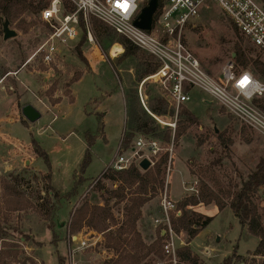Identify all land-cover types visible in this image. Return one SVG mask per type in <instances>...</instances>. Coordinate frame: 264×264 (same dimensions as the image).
Segmentation results:
<instances>
[{
	"label": "rangeland",
	"instance_id": "374dc122",
	"mask_svg": "<svg viewBox=\"0 0 264 264\" xmlns=\"http://www.w3.org/2000/svg\"><path fill=\"white\" fill-rule=\"evenodd\" d=\"M207 3L210 8L203 9L200 16L193 19L197 27L187 30V42L204 68L218 76L227 62L234 60L238 37L230 18L216 2L207 0ZM10 28L17 36L5 40L0 23V164L7 163V159L10 167L4 166L0 173V264H103L115 257L114 250L106 246V232L84 227L72 234L70 223L85 200L104 205L95 186L119 152L126 130V93L136 85L139 93L141 82H135L138 59L123 57V46L119 56L112 55L116 43L105 55L94 35L99 49L84 42L81 46L84 60L78 56V40L63 49L55 64L47 65L38 56L32 58L51 29L40 19V13H23L10 22ZM241 38L250 56L264 61V50ZM118 46L117 51L121 49ZM138 52L149 55L140 49ZM235 66L243 69L236 62ZM246 69L261 76L253 66ZM77 77L80 79L75 81ZM158 90L153 81L143 85L146 103ZM190 96L185 105L199 122L176 143L159 140L162 149L152 157L151 167L169 152L165 186L158 197L145 205L139 221V231L147 244L157 237L152 225L159 224L156 218L159 208L162 210L161 198L166 191L179 203L198 193L191 188L198 190L199 179L214 178L223 186L238 190L264 157L263 135L241 124L207 92L195 88ZM56 103L58 105L53 107ZM27 104L42 111L36 122L28 121L22 114ZM185 105L179 108L180 112L187 109ZM98 113L104 115L103 123ZM166 120L176 124V118ZM169 127L174 130L176 125ZM33 138L48 153L51 168L37 154L36 145L31 142ZM89 140L92 142L91 162L82 172ZM123 152L130 154L129 149ZM80 177L82 185L78 194L58 204L51 190L70 191ZM103 183L110 189L118 186L104 178ZM9 184L22 195L12 192ZM253 200L264 222V187ZM56 205L59 208L56 209ZM123 206L121 203L113 208L120 221ZM188 210L213 217L193 239L185 231L176 232L180 247L189 245L203 264H222L235 251L243 259H236L233 264L262 261L261 257L253 255L258 237L243 228L229 205L219 210L214 203H201ZM72 235L85 239L87 245L82 247L79 242L75 243ZM155 263L172 264L165 255L156 258ZM178 264L188 263L180 261Z\"/></svg>",
	"mask_w": 264,
	"mask_h": 264
},
{
	"label": "trees",
	"instance_id": "16d2710c",
	"mask_svg": "<svg viewBox=\"0 0 264 264\" xmlns=\"http://www.w3.org/2000/svg\"><path fill=\"white\" fill-rule=\"evenodd\" d=\"M47 3L48 1L45 0H0V23L3 25L4 20L13 22L23 13L39 14ZM91 22L94 35L105 55L108 54L109 48L113 44L119 43L124 47L123 57L134 56L138 59L135 70V82L137 84L158 70L159 62L153 56L139 54V48L127 37L117 33L110 25L97 18H92ZM231 24L238 37V41L235 43L234 61L243 69L253 66L258 74L264 76V61L259 57L250 56L243 45V39L239 35L237 27L232 22ZM86 41L87 32L84 29L83 35L76 46L78 56L82 60H84V56L81 46ZM122 50L121 47L119 52H122ZM79 79L80 77H77L75 81ZM126 111V130L121 141V145L125 149L129 148L133 140L140 134L161 140L164 143H176L191 126L199 122L198 117L188 109H184L181 112L179 111L174 130L168 125H163L156 117L167 116L173 119L175 107L160 93L149 96L147 107H145L139 97L137 85L129 88L126 93ZM218 135L221 136V134ZM88 143L89 148L82 163V172L91 162L89 149L92 142L89 140ZM34 144L36 145L37 154L44 158L47 166L51 168L48 153L36 141H34ZM168 162L169 152H166L148 170H142L137 164H132L122 170L111 168L105 170L101 176L102 179L95 186L104 201V205L92 204L85 200L81 207L76 209L70 223L72 234L79 232L84 227L106 232V246L114 250L116 257L105 260L103 264H156V258L164 257L163 241L166 234L162 233V224L158 225L156 239L151 244H147L139 231V221L143 217L145 205L158 197L165 186L164 177ZM192 173L195 174L193 171ZM103 178L118 183L117 188H108L103 183ZM210 181L213 183L211 184ZM210 181L199 179L198 193L187 196L178 203L181 214L171 213L172 227L176 232L185 231L193 239L211 223L213 217L202 216L188 210L189 207L201 203L205 205L214 203L219 210H223L229 205L243 228H247L251 235L258 237L259 242L253 255L261 257L262 261L259 264H264V222L258 204L253 200V196L264 187V157L248 178L243 180L238 190L233 191V189L223 186L217 178ZM81 185L82 178L80 177L70 191L61 192L52 189L51 192L60 204L62 199L71 200L75 197ZM8 187L18 196L22 195V192L18 191L14 185L9 184ZM112 200H115L114 205L124 203L123 220L121 221L116 218L113 212ZM57 208H59L58 205H56ZM161 217H163V211L159 208L157 218ZM113 226H116L115 230L112 229ZM178 256L180 261L188 264H203L189 245L180 247ZM236 259H243L237 251L225 258L222 264H233Z\"/></svg>",
	"mask_w": 264,
	"mask_h": 264
},
{
	"label": "built area",
	"instance_id": "2783aa9c",
	"mask_svg": "<svg viewBox=\"0 0 264 264\" xmlns=\"http://www.w3.org/2000/svg\"><path fill=\"white\" fill-rule=\"evenodd\" d=\"M213 1L230 18L244 39L264 50V0ZM149 2L49 0L40 12V19L49 24L51 29L32 58L38 56L47 65L55 64L64 48L81 39L84 29L87 32L86 42L98 46L91 22L92 18H97L159 62L158 70L144 78L142 85L147 81L156 83L162 94L174 105L176 118L179 108L190 100V92L198 88L213 96L241 124L264 136V77H258L249 69H237L233 59L227 62L218 76H214L204 68L187 42V30L197 27L193 19L200 16L203 9L210 8L207 0H158L152 28L145 30L135 25V20ZM115 45L122 47L118 43ZM142 85L139 95L145 105ZM156 119L163 125H176L168 123L165 117ZM127 149L130 150L129 155L123 152L126 149L120 144L118 154L105 170H122L132 164L139 166L144 158L154 163L152 157L157 156L162 148L158 139L140 135ZM191 189L198 191L195 187ZM161 207L163 217L157 218L156 222L162 224L166 234L163 253L172 264H178L179 236L171 225L170 215L172 212L180 215L181 210L167 191L161 198ZM72 239L82 247L87 245V241L78 236L72 235Z\"/></svg>",
	"mask_w": 264,
	"mask_h": 264
},
{
	"label": "water",
	"instance_id": "95a60500",
	"mask_svg": "<svg viewBox=\"0 0 264 264\" xmlns=\"http://www.w3.org/2000/svg\"><path fill=\"white\" fill-rule=\"evenodd\" d=\"M157 8L158 0H150V2L142 9L138 19L135 20V25L145 30H151L154 14ZM3 32L5 40L17 36V32L10 28V22L8 20H4L3 22ZM234 56L235 54L233 55V57ZM22 114L30 122H36L41 117L40 111L32 104L25 105L22 108ZM139 166L143 170H148L152 166V162L148 158H144L139 163Z\"/></svg>",
	"mask_w": 264,
	"mask_h": 264
},
{
	"label": "crops",
	"instance_id": "0c3cea01",
	"mask_svg": "<svg viewBox=\"0 0 264 264\" xmlns=\"http://www.w3.org/2000/svg\"><path fill=\"white\" fill-rule=\"evenodd\" d=\"M96 47H97V49H99L98 46H96ZM99 51H100V50H99ZM120 54H121V52H118V53L112 52V55H114V56H119ZM102 57H103V55H102ZM95 59H96V58H95ZM95 59H94V60H95ZM96 60H97V59H96ZM97 63H98V62H97ZM18 75H19V74H18ZM145 78H146V77H145ZM17 79H18V76H17ZM143 80H144V79H143ZM143 80H142V81H143ZM142 81H141V85H142ZM144 84H145V83H144ZM144 84H143V85H144ZM143 85H142V88H143ZM157 86H158V85H157ZM158 89H159L158 92H159L160 94H162V92H161L159 86H158ZM138 94H139V93H138ZM162 95H163V94H162ZM163 96H164V95H163ZM164 97H165V96H164ZM165 98H166V97H165ZM91 101H92V100H91ZM58 103H59V102H58ZM58 103H56L55 105H53V107H56V106L58 105ZM171 104H172V103H171ZM143 105H144V104H143ZM145 105H146V106H145ZM145 105H144V106L147 107V103H146V101H145ZM172 105H173V104H172ZM184 105H185V104H184ZM173 106H174V105H173ZM185 107H186L190 112H192V111H191L186 105H185ZM39 111H40V110H39ZM40 113H41V116H42V111H40ZM98 114H99V118H101V119H102V122H103L104 115L101 114V113H98ZM178 114H179V113H178ZM175 115H176V109H175ZM161 117H165L166 119H172V118H168L167 116H161ZM174 118H176V117L174 116ZM101 119H100V120H101ZM177 119H178V117L176 118V121H177ZM123 135H124V134H123ZM140 135H143V134H140ZM140 135H138V136H140ZM138 136H137V137H138ZM145 136H146V135H145ZM137 137L134 139V142H135V140L137 139ZM34 141H36V142L38 143V141H37L36 139L33 138L31 142L33 143ZM134 142H133V143H134ZM133 143H132V144H133ZM29 144H30V143H29ZM132 144H131V145H132ZM27 151H28V146H27ZM6 162H7V163H2V164H0V173H1L2 168H4V166H7L8 169L10 168L9 165H8V164H9V160L7 161V159H6ZM14 166H15V165H14ZM180 199H182V198H180ZM180 199H179V200H180ZM156 219H157V218H156ZM158 225H160V224H158ZM158 225H157V224H154V223H153V225H152V226H154V228H155L156 235H157ZM161 229H162V228H161ZM162 233L165 234L163 230H162ZM79 238H81V237L79 236ZM114 256L116 257V254H115V253H114ZM111 258H112V257H110V258H108V259H111Z\"/></svg>",
	"mask_w": 264,
	"mask_h": 264
},
{
	"label": "bare ground",
	"instance_id": "6f19581e",
	"mask_svg": "<svg viewBox=\"0 0 264 264\" xmlns=\"http://www.w3.org/2000/svg\"><path fill=\"white\" fill-rule=\"evenodd\" d=\"M118 48H119V46H118V45H115V46H114V52L117 51Z\"/></svg>",
	"mask_w": 264,
	"mask_h": 264
}]
</instances>
